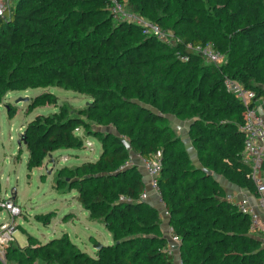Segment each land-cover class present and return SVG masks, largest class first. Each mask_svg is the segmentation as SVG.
Instances as JSON below:
<instances>
[{
	"label": "trees",
	"instance_id": "obj_1",
	"mask_svg": "<svg viewBox=\"0 0 264 264\" xmlns=\"http://www.w3.org/2000/svg\"><path fill=\"white\" fill-rule=\"evenodd\" d=\"M113 1L165 30L170 26L177 40L166 45L145 35L133 21H115L110 12ZM208 1L213 2L219 17H226V27L232 32L223 34L224 44L211 40L212 27L199 31L196 15L165 13L175 3L201 5L204 0H12L0 17V100L9 90L42 86L14 73L18 64L27 61L37 60L33 65L41 67L40 54L33 53L35 59L25 56L27 45L47 46L56 53L54 61L61 67H48L50 84L79 91L85 89L82 85L99 86L93 90L94 99L101 104L96 109L118 126L119 134L95 133L102 151L96 159L76 166L69 182L89 215L105 223L118 241L117 247L122 246L120 264H175L168 253V239L161 233L160 211L140 198L145 188L142 173L137 165L126 164L130 151L143 159L160 155L161 200L172 233L180 240L182 264H264L262 240L251 233L248 216L225 199V191L214 177L222 175L258 195L242 155L244 105L225 89L223 79L230 77L264 97V87L254 83L259 79V55H249L236 67L231 62L216 67L186 47L188 43L211 44L225 56L226 47L238 37L261 46L264 54V0H245L229 9L226 3L230 0ZM101 50L112 53L113 65L103 64ZM176 52L187 55L188 60H181ZM177 68H182L181 73ZM123 74L136 77L137 98L151 103L152 93H160L155 100L158 112L129 100L127 108L123 104L107 106L113 98L126 101L127 85L117 91ZM151 85L154 89L149 91ZM12 110L8 106L10 115ZM165 111L190 119L195 161L166 122ZM59 113V119L46 123L36 116L24 126L22 136L30 151L28 168L34 165L35 156L52 149L83 148L76 129L87 128L84 121L71 115L66 105L59 106ZM49 247L57 254L62 252L57 241ZM63 254L66 264H80ZM116 262L114 258L104 264Z\"/></svg>",
	"mask_w": 264,
	"mask_h": 264
},
{
	"label": "rangeland",
	"instance_id": "obj_2",
	"mask_svg": "<svg viewBox=\"0 0 264 264\" xmlns=\"http://www.w3.org/2000/svg\"><path fill=\"white\" fill-rule=\"evenodd\" d=\"M238 3L243 5L245 0H230L226 7L229 9ZM172 7V10L165 13L173 11L172 15H196L198 29L201 32H204V28L212 27V41L219 40L224 44L223 34L227 36L232 34L226 27V17H219L215 13L213 2L204 0L201 5L175 3ZM122 11L133 14V10L125 4ZM115 21L131 20L123 18ZM168 31L171 41H175L176 35L170 26ZM232 42V45L226 47L228 51L225 56L210 63L220 67L231 62L236 67L246 61L249 55L258 54L259 79L254 83L264 87V54L261 52V46L250 45L238 37ZM25 50V56L30 59L36 58L33 53L40 54L43 62L39 67L42 68L33 65L37 60L31 63L27 61L23 65L18 64L19 67L14 73L24 79L38 81L42 86L9 90L0 100V264H66L63 253L69 254L73 261H80V264L110 263L114 258H117L116 264H120L118 256L122 246L117 247L119 243L114 240L113 233L105 223L89 215V211L77 200L78 191L72 188L69 182L71 171L76 166L84 161L96 159L102 151L95 133L110 131L119 134L118 126L108 120L104 111L96 109L101 107L94 99L93 92L98 85L93 83L82 85L85 89L80 91L54 86L49 81L48 67L50 65L61 67L57 60L54 61L56 53L47 46L37 44L33 47L27 45ZM111 55L110 51L101 50L103 64L115 63ZM178 69L181 73L182 68L175 71ZM108 74L113 75V72L109 70ZM134 78L136 77L125 74L121 76L117 91L119 92L122 85H127L126 101L119 97L113 98L107 106L123 104L127 108L129 100L158 112L155 100L160 93H152L151 103L137 98L134 92L137 87ZM76 79L82 82L79 74ZM153 89L154 86H149V91ZM53 99L55 102H52ZM60 105H66L69 113L79 116L87 126L76 129L83 148L52 149L40 157L35 156L34 165L28 168L30 151L21 139L24 126L36 116L43 117L46 123L52 119H59ZM8 106L13 109V115L7 112ZM164 115L166 122L173 127L175 134L183 142L190 158L195 161L196 151L189 135L190 119L178 118L169 111H165ZM123 138L127 142L125 137ZM17 141H21L20 145ZM158 156L160 155L157 154L153 158ZM126 163L137 165L140 170L141 157L130 151ZM7 202L18 208L16 214H12L2 205ZM152 205L159 211L163 210L162 204L158 201ZM167 221V218L161 217L160 227L164 230V232L161 230V233L166 237L169 233ZM260 237H263L262 231ZM168 239L170 240V237ZM55 241L61 245L62 252L57 251L59 254L53 247H49ZM97 251L100 254H97ZM36 252H39V255H36ZM44 252L46 254H43Z\"/></svg>",
	"mask_w": 264,
	"mask_h": 264
},
{
	"label": "built area",
	"instance_id": "obj_3",
	"mask_svg": "<svg viewBox=\"0 0 264 264\" xmlns=\"http://www.w3.org/2000/svg\"><path fill=\"white\" fill-rule=\"evenodd\" d=\"M11 1L12 0H0V17L5 15L9 5L11 4ZM123 5L124 4H120L116 1H113L111 4L110 12L114 19H129L139 25L141 27V31L145 35L152 36L166 45L175 43L177 39L175 41H171V35L168 30L163 29L156 22L144 19L136 14L124 13L122 11ZM186 47L200 54L208 62L219 61L223 56L219 51L214 50L211 44L192 45L188 43ZM176 54L181 60H188L187 55H181L179 52H176ZM223 85L228 92L232 93L244 105V121L240 126V130L244 135L242 155L244 162L250 167V175L258 191L259 203L262 209H264V198L262 196L264 194V181L262 180L259 173L264 158V117L260 112H258L255 106L257 101L264 103V97H258L255 91L245 87L239 81L227 76L223 79ZM140 169L145 176V188L141 192L140 198L143 200L148 199V192L146 189L148 187L161 200V191L158 183V175L161 169L159 157L152 159L141 158ZM225 199L233 202L231 194L225 195ZM234 204L241 213L248 216L250 230L254 231L259 225L258 212L253 206L249 204L246 197H242ZM2 205L12 214H16L18 211V208L14 207L11 202H7L5 204L3 203ZM160 214L162 218L168 219L169 214L168 211L164 209V207ZM168 229V234L170 237L168 253L172 254L173 250L178 248L180 240L179 237L172 233V228L170 226ZM261 231L264 236V228H261ZM262 244L264 246V239ZM175 264H182L181 259L178 258Z\"/></svg>",
	"mask_w": 264,
	"mask_h": 264
},
{
	"label": "crops",
	"instance_id": "obj_4",
	"mask_svg": "<svg viewBox=\"0 0 264 264\" xmlns=\"http://www.w3.org/2000/svg\"><path fill=\"white\" fill-rule=\"evenodd\" d=\"M255 106H256L258 112H260L264 117V103H260L259 101H257L255 103ZM140 172L142 173L143 180L145 181V176H144L141 169H140ZM259 173H260L262 180L264 181V158H263L262 166H261ZM214 177L219 182V184L223 188V190L225 191V194L226 195L227 194L232 195L233 203L240 200L242 197H246L248 199L249 204L255 208V210L259 214L258 215L259 216V225L254 231H251V233L256 235L258 238H260L263 241L264 236L260 237V231H261V228H264V209H262V207L259 203V195L256 196V195L251 194L246 188L240 187L238 185H235V184L229 182L222 175L214 174ZM146 189L148 192V199H147L148 201L147 202L152 205L153 203L158 201L160 204H162V207H163L162 201L153 193V191L148 187ZM262 196L264 198V194ZM160 211H162V210H160ZM169 226L170 225L167 221V227H169ZM160 229L164 232L162 227H160ZM165 234H166V232H165ZM168 238H169V235L167 234V239ZM168 242H170L169 239H168ZM172 257H173V262L176 263L177 259L179 258L178 248H175L173 250Z\"/></svg>",
	"mask_w": 264,
	"mask_h": 264
},
{
	"label": "water",
	"instance_id": "obj_5",
	"mask_svg": "<svg viewBox=\"0 0 264 264\" xmlns=\"http://www.w3.org/2000/svg\"><path fill=\"white\" fill-rule=\"evenodd\" d=\"M22 134H23V133H22ZM21 139H22V141H24L23 136H21ZM17 142H18V145H20L21 141H17ZM124 143H125L126 147L129 148L128 143H127L126 141H124Z\"/></svg>",
	"mask_w": 264,
	"mask_h": 264
}]
</instances>
